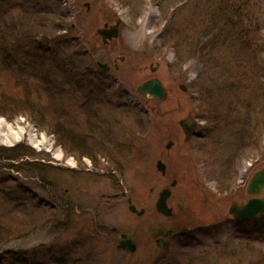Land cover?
I'll return each instance as SVG.
<instances>
[{
  "label": "rangeland",
  "instance_id": "1",
  "mask_svg": "<svg viewBox=\"0 0 264 264\" xmlns=\"http://www.w3.org/2000/svg\"><path fill=\"white\" fill-rule=\"evenodd\" d=\"M231 1L0 0V264L264 257V212L228 211L264 167V0L230 17ZM118 18L103 43L97 29ZM152 77L164 99L137 92ZM183 118L198 123L187 142ZM165 187L168 216L155 209Z\"/></svg>",
  "mask_w": 264,
  "mask_h": 264
},
{
  "label": "water",
  "instance_id": "2",
  "mask_svg": "<svg viewBox=\"0 0 264 264\" xmlns=\"http://www.w3.org/2000/svg\"><path fill=\"white\" fill-rule=\"evenodd\" d=\"M121 19H117L116 22L112 25H104L98 29L99 34L102 36L104 42H107L111 38H115L119 33V24ZM102 67H107L106 63L98 62ZM183 89H186L184 85H181ZM137 90L143 95H149L152 98H164L165 88L164 85L158 78H151L142 82ZM181 125L186 134V139H189L197 126L196 120L192 118H186L181 121ZM172 141H169L166 147H170ZM158 168L164 172L165 165L161 160L157 161ZM172 184H175V181H172ZM170 189L164 188L160 191L158 199L156 201V208L158 211L169 215L171 214V208L167 204V198L170 195ZM246 192L250 197L246 198L243 202L239 203L237 200H233L229 211L232 213L234 218L238 220L249 219L256 216L258 213L264 211V196L260 194L264 192V167L256 170L248 180L246 186ZM130 201V199H129ZM132 211L141 214L144 210H138L134 205H130ZM121 239L119 240L118 246L122 248H127L131 251L135 250L136 243L128 237L125 233L120 234ZM159 243H162V240H158Z\"/></svg>",
  "mask_w": 264,
  "mask_h": 264
},
{
  "label": "trees",
  "instance_id": "3",
  "mask_svg": "<svg viewBox=\"0 0 264 264\" xmlns=\"http://www.w3.org/2000/svg\"><path fill=\"white\" fill-rule=\"evenodd\" d=\"M231 3H232V5L229 7V12L232 10L231 13H229V16L230 17L232 16V12L233 11H240L242 9L241 7H245V5L247 4V1H245V0H232ZM219 8H220V11H221L222 7H219ZM223 8H224V10H226L225 4L223 5ZM223 14L224 13L221 11V16L222 17H223ZM214 18L215 17H213V19ZM227 23L234 24V23L231 22L230 18L226 16V13H225V18L223 20H221V19H215L212 22L211 25L214 26V27H218L220 29V31H222V30H224L223 29L224 25H226ZM229 28H230V30H232V25H230ZM230 40H232V38ZM199 48H201V46ZM7 59H8L7 56L2 55L0 61L2 62V64H6ZM261 254H264V252H262ZM263 258L259 257L258 259L257 258L255 259L253 257L250 260H251V262H257V264H264V259Z\"/></svg>",
  "mask_w": 264,
  "mask_h": 264
},
{
  "label": "bare ground",
  "instance_id": "4",
  "mask_svg": "<svg viewBox=\"0 0 264 264\" xmlns=\"http://www.w3.org/2000/svg\"><path fill=\"white\" fill-rule=\"evenodd\" d=\"M151 16H152V13H148L147 12V17H145L144 18V20H143V22L141 23V33H140V35H141V38L143 39V38H146V36L148 35L147 34V23H148V21H149V19L151 18ZM6 135H8V134H6ZM56 156H57V158H60L61 157V154H56Z\"/></svg>",
  "mask_w": 264,
  "mask_h": 264
}]
</instances>
